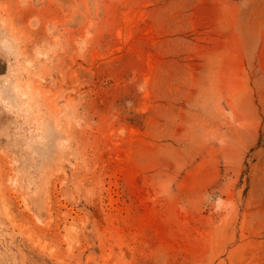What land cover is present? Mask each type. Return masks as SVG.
<instances>
[{
	"label": "rangeland",
	"instance_id": "374dc122",
	"mask_svg": "<svg viewBox=\"0 0 264 264\" xmlns=\"http://www.w3.org/2000/svg\"><path fill=\"white\" fill-rule=\"evenodd\" d=\"M0 264H264V0H0Z\"/></svg>",
	"mask_w": 264,
	"mask_h": 264
}]
</instances>
